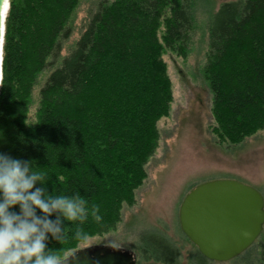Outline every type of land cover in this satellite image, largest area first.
Here are the masks:
<instances>
[{
    "label": "trees",
    "instance_id": "16d2710c",
    "mask_svg": "<svg viewBox=\"0 0 264 264\" xmlns=\"http://www.w3.org/2000/svg\"><path fill=\"white\" fill-rule=\"evenodd\" d=\"M78 1L8 0L0 152L33 160L47 172L49 192L78 191L99 204L102 221L84 225L93 237L115 230L146 178L157 122L172 101L162 55L188 52L196 0H101L60 60ZM211 17L201 68L211 94V131L219 146L236 145L264 128V0L223 2ZM74 230L62 243L49 240V247L77 249L84 241L72 238ZM259 238L253 256L264 264V229ZM140 242V264H179V249L164 233L144 234ZM191 255L208 261L196 249Z\"/></svg>",
    "mask_w": 264,
    "mask_h": 264
},
{
    "label": "rangeland",
    "instance_id": "374dc122",
    "mask_svg": "<svg viewBox=\"0 0 264 264\" xmlns=\"http://www.w3.org/2000/svg\"><path fill=\"white\" fill-rule=\"evenodd\" d=\"M100 1H78L69 18L71 31L62 43L60 60L74 48L89 13ZM222 3L223 0H196L195 28L190 30L188 52L179 55L167 49L162 55L171 81L172 101L169 114L157 122L158 145L145 165L146 178L135 190V203L123 207L115 230L90 237L77 249L93 245L112 247L110 241L114 240L118 248L133 252L136 264H140L138 241L141 244L142 235L157 232L164 233L177 246L179 264H248L249 260L255 264L257 261L253 255L259 237L228 261L198 260L191 255L197 248L183 235L178 223L179 204L196 183L231 178L253 186L264 196V128L239 144L227 146H219L211 131V94L201 68L208 49L207 27L211 15ZM48 74L49 71L40 77L41 84ZM33 110L34 105L31 113Z\"/></svg>",
    "mask_w": 264,
    "mask_h": 264
},
{
    "label": "clouds",
    "instance_id": "9594fccd",
    "mask_svg": "<svg viewBox=\"0 0 264 264\" xmlns=\"http://www.w3.org/2000/svg\"><path fill=\"white\" fill-rule=\"evenodd\" d=\"M33 162L0 152V264H68L75 253L49 247L48 241L62 243L74 225L72 238L87 242L90 235L84 225L90 218L102 221L101 207L78 191L49 192L47 172ZM110 246L119 244L113 240Z\"/></svg>",
    "mask_w": 264,
    "mask_h": 264
},
{
    "label": "water",
    "instance_id": "95a60500",
    "mask_svg": "<svg viewBox=\"0 0 264 264\" xmlns=\"http://www.w3.org/2000/svg\"><path fill=\"white\" fill-rule=\"evenodd\" d=\"M230 0H223L228 2ZM8 0H0V80L4 17ZM183 235L206 259L228 261L250 247L264 229V197L242 181L217 178L196 184L178 207ZM68 264H136L130 250L104 245L75 249Z\"/></svg>",
    "mask_w": 264,
    "mask_h": 264
},
{
    "label": "bare ground",
    "instance_id": "6f19581e",
    "mask_svg": "<svg viewBox=\"0 0 264 264\" xmlns=\"http://www.w3.org/2000/svg\"><path fill=\"white\" fill-rule=\"evenodd\" d=\"M205 258V257H204ZM208 260V259H207ZM212 261V260H211Z\"/></svg>",
    "mask_w": 264,
    "mask_h": 264
},
{
    "label": "flooded vegetation",
    "instance_id": "af4514ba",
    "mask_svg": "<svg viewBox=\"0 0 264 264\" xmlns=\"http://www.w3.org/2000/svg\"><path fill=\"white\" fill-rule=\"evenodd\" d=\"M263 195V194H262ZM264 197V196H263Z\"/></svg>",
    "mask_w": 264,
    "mask_h": 264
}]
</instances>
